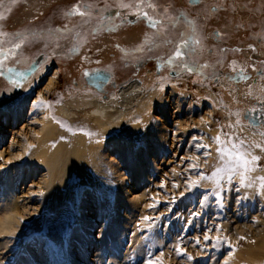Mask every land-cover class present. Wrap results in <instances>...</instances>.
Wrapping results in <instances>:
<instances>
[{
  "label": "rangeland",
  "instance_id": "rangeland-1",
  "mask_svg": "<svg viewBox=\"0 0 264 264\" xmlns=\"http://www.w3.org/2000/svg\"><path fill=\"white\" fill-rule=\"evenodd\" d=\"M121 2L130 7L120 8ZM137 2L4 0L0 5L5 17L0 31L7 33L0 36L3 47L19 43L17 33L26 37L6 61L24 74L17 79L20 86L5 73L0 98L37 78L22 105L0 106V264H146L149 259L153 264H264L255 262L264 235L260 187L251 195L255 188L244 189L240 174H232L231 183L229 174H221L220 184L217 177L189 188L198 172L211 176L221 167L214 138L224 140V134L243 139L260 156L257 170H264V151L255 147L264 145V133L244 134V125L251 126L244 109L264 102V91L247 95L248 84L264 82L256 76L264 68V49L252 56L240 48L237 40L251 32L234 26L244 22L259 29L264 0H228V11L211 17L188 0H143L140 9L162 21L156 29L143 17L121 20L126 13H138ZM77 6L89 14L67 15ZM181 13L186 20L173 27ZM161 28L173 43L165 45L156 36ZM192 32L199 43L186 58L196 69L189 73L181 62L169 65L167 60L182 34ZM100 70L111 74L106 94L89 86L84 75ZM223 75L228 92L220 84ZM137 80L148 91L155 88L159 101L123 130L102 132L87 120L58 117L62 102L77 99L72 91L108 98ZM41 101L45 104L36 107ZM50 127L56 129L52 134ZM78 137L80 145L99 154L101 167L95 173L87 163L74 165L73 155H67L78 146ZM45 150L50 164L37 157ZM213 192H220L219 200ZM204 195L208 200L202 206ZM205 234L212 238L208 243ZM217 237L222 242L214 247ZM177 247L185 254L178 255ZM249 255L257 257L250 260Z\"/></svg>",
  "mask_w": 264,
  "mask_h": 264
},
{
  "label": "bare ground",
  "instance_id": "bare-ground-1",
  "mask_svg": "<svg viewBox=\"0 0 264 264\" xmlns=\"http://www.w3.org/2000/svg\"><path fill=\"white\" fill-rule=\"evenodd\" d=\"M134 30L135 29L131 30L132 33ZM131 31H130V33H131ZM260 55L262 57H264L263 53H261ZM247 57H249L248 54H247ZM154 62H156V61H154ZM241 64H242V62H239L238 66H240ZM154 65H155V63H154ZM224 66H226V65H224ZM180 78H178V79H180ZM36 79L35 78L29 79L26 82V85L23 88H21L20 90L16 91L15 93H13L9 96L0 98V106L1 107L6 106L8 109H11V108L13 109L15 106H18V103H19V105H22L24 103V101L26 100V98L28 97V93H29L30 89L33 87ZM172 79H173V77H172ZM260 80H262V78ZM173 82H175V81H173ZM220 84H222V87L226 88L227 92L229 91L230 86L227 84V76L226 77L224 76L221 78ZM160 86L161 85H159V87ZM245 86H247V85H245ZM248 87H250V88L249 89L247 88V91H248L247 95L256 97L257 95H260L262 91H264V82L261 83V82H259V80L256 82L254 81L252 84H248ZM104 89H105V87H104ZM83 91H85V90H83ZM90 91H92V90H90ZM72 92L77 94V96H75L77 99L73 98L72 100L64 101L57 107V112L60 115V116H58L59 119L62 120L64 118H66V119L79 118V119L87 120V121L91 122L93 125L97 126L98 130L102 131V132H109L110 130L117 129V128H121L123 130L125 128V126H127L133 122L134 118L137 115L144 114L148 110H150L153 106L154 101H156V102L159 101V98H157L154 94L156 92V89L154 88V90L151 89V91H148V89H145L144 82L139 81V80L134 81L133 83H130L126 86L118 88V90L116 92L110 93L108 98H102V96L96 94V92L95 93L94 92L76 93L78 91H72ZM233 92L234 91L231 90L232 94H233ZM244 95H245V93H244ZM238 97L239 98H237V100H241L242 96H238ZM155 98H157V99H155ZM71 101H74L72 104L75 107L70 103ZM253 108H256V107L252 106V107L248 108L247 110L244 109V112L246 111V112L250 113V110ZM75 109H76V111H75ZM252 114H254V113H252ZM231 119L234 120L233 117H231ZM242 119H243V114H242ZM256 125H258V128L252 127V126L245 127V125H244V130H245L244 134H248V133L251 134V132H255L254 134H257V137L261 136V134L264 133V131L261 130L263 128L262 127L263 125H260V124H256ZM259 126H261V129ZM132 129L136 130V128H134L133 126H132ZM54 130H56L54 127H50L48 133L52 134ZM79 138L80 137H78V140L76 141V144H78V146H76L73 150H69L67 155H69V154L73 155L72 162L74 165H79L80 163H84V164L87 163V165L92 167V168L90 167L92 170L91 172L95 173L96 170H98V167H101L99 154L94 147H84V145H80L82 143V141ZM79 141H81V142L79 143ZM57 152L58 151H56L55 153H57ZM46 154H48V151L45 150L42 154H39L37 157L41 158L44 162L50 164V162L47 161V155ZM59 158L60 157H58V159ZM251 167H254L255 170L247 173L245 175V180L252 183V187H254L255 189H252L251 195H254L253 192L255 190H257L258 187H260V183H261L260 180L257 178L264 177V170H263V172L260 173L259 170H257L255 163L253 165H251ZM258 191L260 193V196L262 197L264 195V191H262L261 188ZM247 194H249V193H247ZM259 249H262L263 252L261 250V254H260V256H258L260 259H256L255 262L264 263V235H263V238L261 239V241L259 242ZM254 257H257V256L249 255L250 260H255Z\"/></svg>",
  "mask_w": 264,
  "mask_h": 264
},
{
  "label": "snow or ice",
  "instance_id": "snow-or-ice-1",
  "mask_svg": "<svg viewBox=\"0 0 264 264\" xmlns=\"http://www.w3.org/2000/svg\"><path fill=\"white\" fill-rule=\"evenodd\" d=\"M196 2H198V0H190V3H196ZM3 3H4V0H0V5H2ZM141 3H143V0H138L136 4L137 12H139ZM119 6L120 8H123V9H127L130 7L129 4H126L123 2H121ZM149 6H152V5H149ZM8 10L10 11V9ZM74 14H79L80 16L83 17L85 15H88L89 13L80 11L79 7L77 6V7H74L71 12L67 13V15H74ZM114 14L119 15L120 14L119 10H117ZM142 15H143V18L148 20L150 27L156 29L157 25H162V21L158 19H152L151 17L148 16L147 12H144ZM3 19H5V17L2 13H0V20H3ZM108 19L110 20L111 17H108ZM181 19L186 20V17H184L183 13H181V15L177 17L176 20L173 22V27H175V24L178 23ZM186 22L188 25H192L194 23L193 21H190V20H187ZM6 35L7 33L0 31V36H6ZM16 35L19 38L20 42L15 43L11 48L3 47L4 41L0 40V76H3L5 73H8L9 79L17 86H20L19 81L16 79V77L23 76L24 74L15 70L14 68L6 66V61L10 58V55L15 54V51L22 46L26 38L23 33H17ZM30 35H35V34H30ZM217 35H219V33H217ZM156 36L162 38L165 44L173 43V41L163 36V28L157 31ZM198 43H199V40L196 38L194 32L192 35L182 34L181 39L176 42L175 48L172 52V55L168 58L167 63L169 65H172L176 62H181L180 66L183 69L187 70L189 73L195 72L196 69L186 62V58L191 57L192 55L196 53L195 45ZM202 67L207 68L208 65H203ZM241 72H243L242 69H241ZM84 75L89 76L90 73L85 72ZM108 78L109 77H102L98 72L96 74H93L94 80L108 79ZM242 78L246 79L247 77H242ZM44 104L45 102L41 101L36 105V107H40L41 105H44ZM252 113H256V115L252 116V119L249 120V123L252 127H258V125L252 123L253 119L260 120L261 124H264V119H261V117H264V108H260V109L253 108L250 110L249 115L251 116ZM236 115L239 116V113H236ZM236 123L237 125H239V119H237ZM89 135H91V133H89ZM224 135L227 137L224 140H221L220 136H217L214 138L215 142L217 143L218 160H219L221 167L216 168L215 171H213V173L211 174V176H206L203 173L198 172L199 179L189 181L190 190L198 188L202 180H210V179L220 177V179L216 180L217 184H220L223 179V176L221 174H229L228 183L232 182L231 181L232 174H240L241 175V181H240L241 185L243 187H252L251 182H248V183L245 182V175L255 170V168L251 167V165H253L254 163H257L260 160V156L253 155L249 151V147L248 145L245 144L243 139H240L239 137L231 135V134H224ZM255 147L260 148L262 151H264V145L256 144ZM205 155H208V153H205ZM192 167L194 169L196 168L195 165H192ZM257 179L260 180L261 182L260 188L262 191H264V177H259ZM212 195H214L217 198V200L220 199V192H213ZM207 200H208V195H204L203 199L201 200V205L203 206V202ZM193 215H196V213H193ZM143 219L145 221L150 220V218L147 216L144 217ZM216 230L219 231V228H217ZM211 239L212 238L208 234L204 235L205 243L210 242ZM221 242L222 241L220 240V238L217 237L215 239V242L213 243V246L215 247ZM196 243L197 244L200 243L199 238H197ZM176 251L178 255L185 254L182 252V250L179 247H177ZM187 258L189 260L193 259V257L191 256H188ZM146 264H153V260L149 259L146 262Z\"/></svg>",
  "mask_w": 264,
  "mask_h": 264
},
{
  "label": "flooded vegetation",
  "instance_id": "flooded-vegetation-1",
  "mask_svg": "<svg viewBox=\"0 0 264 264\" xmlns=\"http://www.w3.org/2000/svg\"><path fill=\"white\" fill-rule=\"evenodd\" d=\"M188 3L190 5H192L193 7H200V8H205L207 10H209V13L204 15L205 17H211V16H215L218 12H221V11H228L229 7L231 6L230 3H228V0H198V2L196 3H190V0H188ZM140 12L138 13H126V15L122 16L121 17V20L125 21L127 18L134 22V20H137L138 18L140 17H143V13L145 12V10L143 9H139ZM147 23H148V20H146ZM183 24H185V21L182 22ZM262 24L261 27H259V29L257 30H254V29H251V28H248V25L244 22H240L238 24H235L234 26H236V29L238 30H245V31H250L251 35L249 38L247 39H236L237 42L240 43V48H244V49H248L250 51V53L252 54V56H257V54L259 53V48H262L264 49V20L262 21ZM149 25V23H148ZM228 37H231L230 34L227 35ZM256 76H260L263 78V81H264V68H261L259 67L256 71ZM241 77H247L246 76V73H242L240 74ZM224 77V75H223ZM241 79H244L245 78H241ZM109 81L106 83L108 84ZM105 84V86H106ZM104 86V87H105ZM106 91V90H105ZM258 103V102H257ZM260 103V104H259ZM259 108H264V102H259ZM257 108V109H259ZM248 116L247 118H245V116ZM256 113L254 114H251V116L249 115V112H247L244 116V118L246 120H249L252 119V116H255ZM261 119H264V117H261ZM252 121H257L258 123L257 124H261L260 120H255L253 119Z\"/></svg>",
  "mask_w": 264,
  "mask_h": 264
},
{
  "label": "water",
  "instance_id": "water-1",
  "mask_svg": "<svg viewBox=\"0 0 264 264\" xmlns=\"http://www.w3.org/2000/svg\"><path fill=\"white\" fill-rule=\"evenodd\" d=\"M99 73L102 77H109L108 79H100V80H94L93 79V74ZM111 78V74L107 71H95L93 73H91L89 76H87V82L89 84V86L95 88L97 91L106 94L107 92L104 90V86L105 84L110 80ZM248 116L246 115L245 118H247ZM253 124H257V121H252Z\"/></svg>",
  "mask_w": 264,
  "mask_h": 264
},
{
  "label": "trees",
  "instance_id": "trees-1",
  "mask_svg": "<svg viewBox=\"0 0 264 264\" xmlns=\"http://www.w3.org/2000/svg\"><path fill=\"white\" fill-rule=\"evenodd\" d=\"M193 33V32H192ZM196 36V35H195ZM211 55H212V52L210 53ZM190 62H191V64H193L194 65V63L195 62H192L191 60H190ZM195 66V65H194ZM19 77H16V79H18Z\"/></svg>",
  "mask_w": 264,
  "mask_h": 264
},
{
  "label": "built area",
  "instance_id": "built-area-1",
  "mask_svg": "<svg viewBox=\"0 0 264 264\" xmlns=\"http://www.w3.org/2000/svg\"><path fill=\"white\" fill-rule=\"evenodd\" d=\"M260 56V55H259Z\"/></svg>",
  "mask_w": 264,
  "mask_h": 264
}]
</instances>
